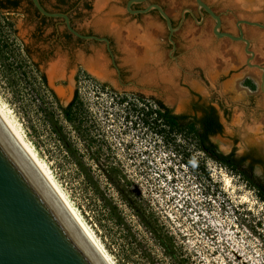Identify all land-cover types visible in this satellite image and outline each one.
Returning <instances> with one entry per match:
<instances>
[{
	"label": "rangeland",
	"instance_id": "374dc122",
	"mask_svg": "<svg viewBox=\"0 0 264 264\" xmlns=\"http://www.w3.org/2000/svg\"><path fill=\"white\" fill-rule=\"evenodd\" d=\"M115 1L119 0H103V3L89 0L91 17L97 14L98 7ZM205 1L221 16L222 27L228 33H237L235 23L241 20L264 25V0ZM191 10L196 16V8ZM104 17L100 15L99 21ZM106 22L114 23L110 18ZM213 23L206 18L200 28L190 17L185 21L182 39L185 42L180 44L182 49L189 50V57H183L180 65L186 73L175 64L170 69L158 66L167 61V50L159 51V45L165 43L166 31L158 22L150 21L131 33L133 38L150 34L149 50L142 51L138 60L150 65L144 68L150 78L161 80L154 94L134 88L122 90L90 72L78 74L77 85L73 83V73L66 85L62 83V73L51 85L47 71L55 63H50L45 70L42 66L38 68L23 50L27 28L22 15L0 11V41L7 45L4 56L8 58L6 63H0V101L10 110L27 141L106 253L99 235L81 213V209H87L78 190L77 180H80L75 179V164L83 163L95 169L83 149H104L105 160L101 163H112L123 169L131 190L150 204L195 263L264 264V204L253 186L237 172L196 152L191 140L174 139L172 135L162 139L151 125L143 123L140 112L155 109L151 97L174 114L196 120L203 118L204 109H214L221 131L211 136L210 142L218 151L225 155L234 151L244 159L250 149L264 151L261 72L246 66L244 44L213 36ZM240 28L245 39L251 41L252 63L264 67L263 46L258 42L264 31L245 25ZM126 31L127 25L121 28L120 34L125 35ZM201 44H208L213 55L206 65L198 60L208 51L203 53L193 48ZM118 51L122 53L120 47ZM116 59L122 60L120 56ZM33 60L36 62V58ZM126 60L132 71L140 70L128 57ZM8 65L11 73L4 76L2 70ZM134 75L132 72L130 77ZM169 75H172L173 87L167 85ZM75 86L78 90L73 96ZM57 88H61L62 94H55ZM138 96L145 100L138 101ZM76 97L82 105L80 127L87 130L91 143L84 142L59 110ZM64 149H76L78 157L70 158ZM191 158V165H187ZM125 214L129 216L127 211Z\"/></svg>",
	"mask_w": 264,
	"mask_h": 264
},
{
	"label": "flooded vegetation",
	"instance_id": "af4514ba",
	"mask_svg": "<svg viewBox=\"0 0 264 264\" xmlns=\"http://www.w3.org/2000/svg\"><path fill=\"white\" fill-rule=\"evenodd\" d=\"M133 1L138 0L110 2L93 18L91 17L92 9L89 0H39L40 5L46 12L67 16L69 27L75 33L82 37L106 39L108 45L103 40H95L92 38L84 39L72 33L68 29L63 17H46L40 15L31 0H0V11L6 14L22 15L23 25L27 28V42H23L24 52L38 68L42 66L43 70L50 63H55L53 67L60 69V72L63 74V84L66 85L68 83L69 76L73 73L72 80L74 85H77L78 74L91 73L90 70L96 65H91L90 62L98 61L97 66L103 67L106 74L105 81L107 83L116 84L122 90L134 88L139 92L150 91L155 94L161 80L159 79L160 81H157L156 77L150 78L148 76L149 71L144 70V68L146 69L150 65L144 63L142 60H137L136 62L128 58L136 67L140 68V70L132 71V66L126 60V55L123 52H117L119 47L121 49V46L116 40V33L120 34L121 28L126 25L128 26V30L133 32L138 28L145 27L150 21L153 23L158 22L166 31L165 43L159 45V51L167 50V61L161 62L158 66L170 69L175 64L182 72L186 73L180 65L183 57L186 59L189 57V50L182 49L180 44V42H185L182 40L185 32L184 23L190 17L201 28L205 19L211 18L202 8H198L195 0ZM202 1L214 12L210 4L205 0ZM154 5L159 6L168 16L171 27L174 29L173 33L169 32L165 19L161 17L156 9L151 8L146 13H141V11ZM110 6H114V8H110ZM193 7L197 10H195L196 16L191 10ZM100 15H105L106 18L112 19L114 22L113 27L109 26L111 25L109 23H102L103 20L106 22L105 17L99 21L98 17ZM216 15L220 16L219 14ZM222 25L223 22L221 19L220 31L226 32ZM235 27L237 28V23H235ZM148 35L150 36V34ZM232 35L236 37L240 35L238 28L237 33ZM199 46H193V48L201 49L202 52L203 48H201V45ZM117 56H120L122 60L118 61L116 59ZM33 58H36V62ZM151 65L156 69L153 63ZM132 72L135 75L130 77ZM167 77L172 82V75ZM170 82L167 85L173 87V84ZM169 89L172 90V88ZM77 90L78 88L75 86L73 96L77 94ZM150 99L154 103L158 102L155 97H151ZM137 100L143 101L145 98L138 96ZM225 156H230L234 161L243 160V165H246L245 167L248 170L249 178L253 183L264 185V151L255 148L250 149L246 159L237 157L234 151Z\"/></svg>",
	"mask_w": 264,
	"mask_h": 264
},
{
	"label": "trees",
	"instance_id": "16d2710c",
	"mask_svg": "<svg viewBox=\"0 0 264 264\" xmlns=\"http://www.w3.org/2000/svg\"><path fill=\"white\" fill-rule=\"evenodd\" d=\"M1 42L0 63H6L8 58L4 56V49L7 45ZM10 66L2 70L4 76L11 73ZM41 79L45 83L43 75ZM155 105V109L147 112L141 109L140 112L143 123L151 125L156 135L162 139L172 135L174 139L191 140L196 152L245 178L264 204V185L253 183L247 168L242 166L243 160L234 161L230 156L219 153L210 142V137L221 131L214 109H208L209 112L204 109L203 118L196 120L174 114L159 101ZM81 107L76 97L65 108L59 107V110L64 120L81 134L84 142L91 143L92 140L87 139V130L80 127ZM64 150L70 158L78 157L76 149ZM83 154L95 165V169L83 163L75 164V179L80 180H77L78 190L87 209H81V213L93 226L115 264H197L184 245L160 221L150 204L131 190L132 185L123 169L112 163H101L105 160L104 149H83ZM192 161L191 158L186 164L191 165Z\"/></svg>",
	"mask_w": 264,
	"mask_h": 264
},
{
	"label": "water",
	"instance_id": "95a60500",
	"mask_svg": "<svg viewBox=\"0 0 264 264\" xmlns=\"http://www.w3.org/2000/svg\"><path fill=\"white\" fill-rule=\"evenodd\" d=\"M31 1L40 15L63 17L72 33L84 39L103 40L108 45L106 39L80 36L69 27L67 16L48 13L42 8L39 0ZM144 1L146 0L133 2ZM195 1L198 8H202L214 21L212 33L216 39H228L244 44L243 51L248 57L245 64L248 68L261 72L259 88L264 93V67L252 63L254 53L249 50L251 41L244 38L239 26L257 27L264 31V25L241 20L237 23L240 34L238 37L221 32L220 16L202 0ZM151 8L159 12L165 19L169 32L173 33L174 29L168 16L159 6L154 5L141 13H146ZM49 81L52 85L54 79ZM57 89L54 90L55 94H62L61 88ZM219 152L224 154L223 151ZM0 264H105L1 119Z\"/></svg>",
	"mask_w": 264,
	"mask_h": 264
},
{
	"label": "bare ground",
	"instance_id": "6f19581e",
	"mask_svg": "<svg viewBox=\"0 0 264 264\" xmlns=\"http://www.w3.org/2000/svg\"><path fill=\"white\" fill-rule=\"evenodd\" d=\"M102 1L103 0H99V2H102ZM102 23L107 24V22H105V20H103ZM109 26L113 27L112 24ZM126 32L127 33L125 35H121V34L116 33V37H117L116 40L119 43V45L121 46L122 52L126 55V57L131 58L133 61L135 60L137 62V60L140 56V53L142 51H145V50L147 51V49L149 50V46L151 43L150 37L148 35V36H143V37L141 36V37H137V38L134 37L133 38V36H131V33L133 34V32H131L129 30ZM258 42L263 46L262 54L264 55V36H262V37L260 36ZM201 48H203V50H202L203 53H205L206 51H208V52H206L205 54L202 53L203 56H200L198 61L200 64L206 65L210 61V58L212 55V53L210 51L211 49L209 50V47H207L206 45H202V44H201ZM197 55H196V57H198ZM97 62H94V61L90 62L91 65H94V66L96 65L90 71H91V73H93L96 76L105 80L106 74L103 70V67L97 66ZM47 74H48L49 80H52L55 77L56 78L59 77L61 72H60V69H58L57 67H53L47 71ZM167 82L169 83L170 81L168 80ZM170 83H172V82H170ZM0 119L4 123L6 128L9 130L11 135L14 137L16 142L19 144L21 149L24 151V153L27 155V157L30 159V161L33 163V165L36 167V169L39 171V173L42 175V177L48 183L50 188L53 190L55 195L58 197V199L60 200L62 205L65 207V209L67 210V212L69 213L71 218L74 220V222L76 223V225L78 226L80 231L83 233L85 238L88 240V242L91 244V246L93 247L95 252L98 254V256L102 259V261L105 264H114L113 261L111 260V258L109 257V255L103 249L102 245L99 243V241L93 235L91 230L83 222L78 211L73 206V204L70 202L67 195L62 191L60 186L56 183V181L54 180L53 176L51 175V172L49 171V169L45 166L43 161L38 157L34 147L27 141L25 134L23 133L20 125L13 118L10 110H8L6 108V106H4L2 104L1 101H0Z\"/></svg>",
	"mask_w": 264,
	"mask_h": 264
},
{
	"label": "crops",
	"instance_id": "0c3cea01",
	"mask_svg": "<svg viewBox=\"0 0 264 264\" xmlns=\"http://www.w3.org/2000/svg\"><path fill=\"white\" fill-rule=\"evenodd\" d=\"M102 10V7H98L97 8V13L100 12Z\"/></svg>",
	"mask_w": 264,
	"mask_h": 264
}]
</instances>
